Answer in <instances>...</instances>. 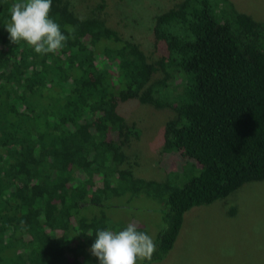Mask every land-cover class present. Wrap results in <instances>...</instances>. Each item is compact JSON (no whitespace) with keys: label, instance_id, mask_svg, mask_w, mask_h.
<instances>
[{"label":"trees","instance_id":"1","mask_svg":"<svg viewBox=\"0 0 264 264\" xmlns=\"http://www.w3.org/2000/svg\"><path fill=\"white\" fill-rule=\"evenodd\" d=\"M17 2L0 0V264H99L97 231L129 225L105 209L139 195L159 202L162 224L155 235L135 225L156 244L137 264H157L188 211L264 180V21L233 0H178L153 17L152 55L52 0L68 39L38 54L10 42ZM129 101L172 110L160 138L187 159L180 172H133L126 150L141 131L119 109Z\"/></svg>","mask_w":264,"mask_h":264},{"label":"rangeland","instance_id":"2","mask_svg":"<svg viewBox=\"0 0 264 264\" xmlns=\"http://www.w3.org/2000/svg\"><path fill=\"white\" fill-rule=\"evenodd\" d=\"M69 1L78 15L102 17L107 25L135 38L145 52L154 55L153 17L178 0ZM233 1L241 10L264 21V0ZM99 4L103 5L101 9ZM119 109L141 131L126 150L133 172L157 179L180 172L187 159L179 152H163L160 138L161 128L173 116L172 110L135 101ZM111 205L105 209L110 219L142 224L152 235L162 224L161 205L144 195L122 196L113 199ZM157 264H264V180L247 182L224 198L188 211L173 248Z\"/></svg>","mask_w":264,"mask_h":264},{"label":"clouds","instance_id":"3","mask_svg":"<svg viewBox=\"0 0 264 264\" xmlns=\"http://www.w3.org/2000/svg\"><path fill=\"white\" fill-rule=\"evenodd\" d=\"M52 0H27L11 6V22L5 25L10 42L26 41L38 54L56 52L68 39L60 25L49 17ZM81 20L84 18L81 17ZM74 29L69 28L72 33ZM156 244L151 236L129 224L119 232L98 230L91 245L99 264H137V259L151 261Z\"/></svg>","mask_w":264,"mask_h":264}]
</instances>
